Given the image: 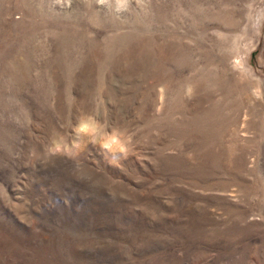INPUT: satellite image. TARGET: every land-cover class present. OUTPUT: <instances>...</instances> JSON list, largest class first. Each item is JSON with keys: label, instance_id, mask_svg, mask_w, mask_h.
I'll return each instance as SVG.
<instances>
[{"label": "rangeland", "instance_id": "obj_1", "mask_svg": "<svg viewBox=\"0 0 264 264\" xmlns=\"http://www.w3.org/2000/svg\"><path fill=\"white\" fill-rule=\"evenodd\" d=\"M0 264H264V0H0Z\"/></svg>", "mask_w": 264, "mask_h": 264}]
</instances>
